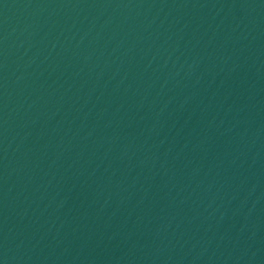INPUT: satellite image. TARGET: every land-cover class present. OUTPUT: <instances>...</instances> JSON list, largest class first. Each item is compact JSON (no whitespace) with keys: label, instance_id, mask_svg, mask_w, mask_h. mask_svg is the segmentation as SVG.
<instances>
[{"label":"water","instance_id":"95a60500","mask_svg":"<svg viewBox=\"0 0 264 264\" xmlns=\"http://www.w3.org/2000/svg\"><path fill=\"white\" fill-rule=\"evenodd\" d=\"M0 264H264V0H0Z\"/></svg>","mask_w":264,"mask_h":264}]
</instances>
